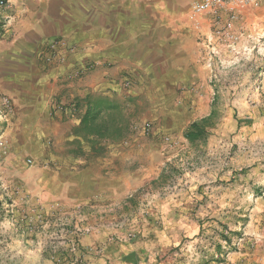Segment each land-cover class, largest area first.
<instances>
[{
    "label": "rangeland",
    "instance_id": "1",
    "mask_svg": "<svg viewBox=\"0 0 264 264\" xmlns=\"http://www.w3.org/2000/svg\"><path fill=\"white\" fill-rule=\"evenodd\" d=\"M202 1L194 0L187 9ZM42 8L41 0H0V76L7 78V66L34 62L47 69L67 62L73 46L61 37L41 43L34 33ZM197 15L209 16L215 40L227 49L238 46L237 17L229 21L226 8ZM53 40L65 46L51 56L49 65ZM196 40V62L207 84L205 100L197 98L204 90L200 85L178 90L191 92L189 102H149L145 88L138 93L127 79L115 93L86 94L122 101L128 135L113 144L149 145L141 159L154 166L151 179L113 209L98 205L56 214L34 207L35 171L44 169L47 161L104 152L94 154L73 135L83 112L74 110L81 98L72 104L78 117L73 139L56 150L46 133L23 129L0 77V264H264V93L257 102L246 96L264 88L240 84L246 72L251 79L262 69L252 57L239 54L230 62L221 61L205 53L210 40ZM96 67V62L86 61L58 79L70 84ZM22 71L11 78H22ZM127 81L129 88L124 86ZM212 104L217 118L204 139L187 140L190 124L207 117Z\"/></svg>",
    "mask_w": 264,
    "mask_h": 264
},
{
    "label": "crops",
    "instance_id": "2",
    "mask_svg": "<svg viewBox=\"0 0 264 264\" xmlns=\"http://www.w3.org/2000/svg\"><path fill=\"white\" fill-rule=\"evenodd\" d=\"M41 1L43 8L34 26L40 42L61 37L75 49L64 65L47 69L34 62L7 66V78L4 74L0 77L7 88L4 91L15 101L23 129L46 133L54 139L56 150L63 141L73 139L71 130L78 124L73 101L96 90L115 93L121 80L132 82L138 93L145 88L144 97L153 103L189 102L191 92L178 90L200 85L204 90L197 98L205 100L208 91L203 70L196 62L200 52L197 38L210 40L205 53L221 61L230 62L238 54L252 57L256 68L262 70L251 79L246 72L240 84L264 88V0L257 7L246 6L238 12L234 30L240 38L238 46L231 49L212 36L209 16L187 9L194 0ZM86 61L96 62L97 67L83 79L61 83L58 78L64 71ZM21 70L22 78H11ZM240 72L245 73V68ZM259 93L264 92L246 96L250 102H257ZM105 147L101 156L90 153L54 158L44 169L35 171L31 194L34 207L56 214L98 205L113 209L151 179L154 166L144 165L141 159L149 145L125 142ZM84 150L89 152V148Z\"/></svg>",
    "mask_w": 264,
    "mask_h": 264
},
{
    "label": "trees",
    "instance_id": "3",
    "mask_svg": "<svg viewBox=\"0 0 264 264\" xmlns=\"http://www.w3.org/2000/svg\"><path fill=\"white\" fill-rule=\"evenodd\" d=\"M81 109L83 112L73 135L88 143L94 154L105 152L106 144L120 142L127 137L128 117L121 100L88 94L76 100L74 110ZM216 118L217 112L215 105L212 104V110L207 117L190 124L185 132V138L192 142L204 139L206 129L214 124ZM223 241L227 242L226 238Z\"/></svg>",
    "mask_w": 264,
    "mask_h": 264
},
{
    "label": "built area",
    "instance_id": "4",
    "mask_svg": "<svg viewBox=\"0 0 264 264\" xmlns=\"http://www.w3.org/2000/svg\"><path fill=\"white\" fill-rule=\"evenodd\" d=\"M262 0H205L200 3H195L192 6V12L195 14H203L218 11L226 8L229 13V21H233L238 12L244 9L246 6L257 7ZM65 46L64 42L53 40L49 44L50 57L47 58V63L50 65L55 53ZM52 58V59H51ZM61 60V59H60ZM124 86L129 88L130 83L127 81Z\"/></svg>",
    "mask_w": 264,
    "mask_h": 264
}]
</instances>
